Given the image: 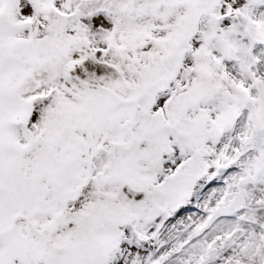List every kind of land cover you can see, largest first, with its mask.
Wrapping results in <instances>:
<instances>
[{
    "label": "snow or ice",
    "instance_id": "6c2138e0",
    "mask_svg": "<svg viewBox=\"0 0 264 264\" xmlns=\"http://www.w3.org/2000/svg\"><path fill=\"white\" fill-rule=\"evenodd\" d=\"M0 264H264V0H0Z\"/></svg>",
    "mask_w": 264,
    "mask_h": 264
}]
</instances>
